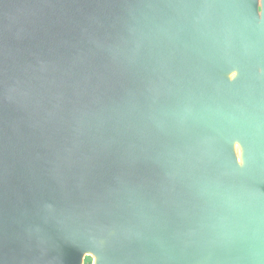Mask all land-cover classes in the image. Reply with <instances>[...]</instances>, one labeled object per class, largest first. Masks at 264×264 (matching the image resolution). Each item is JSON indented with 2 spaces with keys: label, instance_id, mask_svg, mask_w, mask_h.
I'll list each match as a JSON object with an SVG mask.
<instances>
[{
  "label": "water",
  "instance_id": "obj_1",
  "mask_svg": "<svg viewBox=\"0 0 264 264\" xmlns=\"http://www.w3.org/2000/svg\"><path fill=\"white\" fill-rule=\"evenodd\" d=\"M264 264V0H0V264Z\"/></svg>",
  "mask_w": 264,
  "mask_h": 264
},
{
  "label": "trees",
  "instance_id": "obj_2",
  "mask_svg": "<svg viewBox=\"0 0 264 264\" xmlns=\"http://www.w3.org/2000/svg\"><path fill=\"white\" fill-rule=\"evenodd\" d=\"M84 264H92V258L90 256H86L84 259Z\"/></svg>",
  "mask_w": 264,
  "mask_h": 264
}]
</instances>
